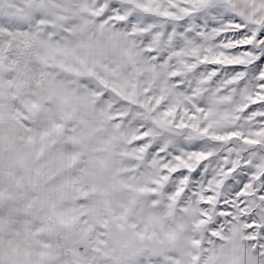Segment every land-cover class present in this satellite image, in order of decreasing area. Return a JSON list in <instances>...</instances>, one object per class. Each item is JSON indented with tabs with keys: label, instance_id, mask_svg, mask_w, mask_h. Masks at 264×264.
<instances>
[{
	"label": "snow or ice",
	"instance_id": "6c2138e0",
	"mask_svg": "<svg viewBox=\"0 0 264 264\" xmlns=\"http://www.w3.org/2000/svg\"><path fill=\"white\" fill-rule=\"evenodd\" d=\"M0 264H264V0H0Z\"/></svg>",
	"mask_w": 264,
	"mask_h": 264
}]
</instances>
